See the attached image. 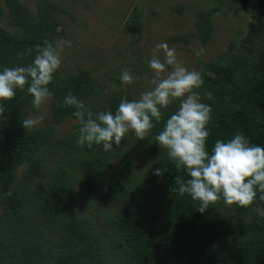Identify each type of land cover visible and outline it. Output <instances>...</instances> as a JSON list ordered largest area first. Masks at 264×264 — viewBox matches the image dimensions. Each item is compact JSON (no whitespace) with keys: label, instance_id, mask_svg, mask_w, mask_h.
Instances as JSON below:
<instances>
[{"label":"trees","instance_id":"1","mask_svg":"<svg viewBox=\"0 0 264 264\" xmlns=\"http://www.w3.org/2000/svg\"><path fill=\"white\" fill-rule=\"evenodd\" d=\"M4 3L0 71L31 63L35 52L30 49L45 39L59 41L64 33V11L53 0H39L35 10L20 0ZM220 7L195 13L202 44L211 39L210 17ZM7 17L10 28L1 24ZM127 23L136 42L142 33L136 6ZM250 33L254 42H231L200 71L203 85L195 91L212 109L209 151L216 139L237 133L264 147V29ZM173 37L186 43L190 36ZM120 80L118 74L110 77L114 92L103 107L93 108L90 102L105 93V86L86 68L66 74L59 68L48 85L54 98L50 121L30 130L22 126L32 104L27 85L11 101H0L5 108L0 115V264H264V216L254 211L261 202L243 208L221 199L201 213L198 201L172 191L176 176L188 177L154 139L163 121L143 140L126 133L108 152L102 145H77L80 124L64 97L71 92L94 114L115 112L122 99ZM178 105L175 101L164 110V120ZM66 119L75 123L57 132ZM138 160L146 162L143 169ZM158 168L161 176L155 174ZM103 194L106 205L100 202Z\"/></svg>","mask_w":264,"mask_h":264},{"label":"clouds","instance_id":"2","mask_svg":"<svg viewBox=\"0 0 264 264\" xmlns=\"http://www.w3.org/2000/svg\"><path fill=\"white\" fill-rule=\"evenodd\" d=\"M70 41H50L37 44L31 63L4 67L0 71V101H11L16 90H25L32 97V105L40 109L52 96L48 85L62 63V52ZM162 51V58L160 53ZM23 55V54H20ZM152 76H133L124 70L121 82L131 84L143 78L150 87L138 98L121 99L115 112L101 110L95 114L86 108L81 99L69 92L63 103L75 109L79 121L78 146H103L105 152L120 146L125 134L132 132L136 138L149 137L155 123L163 127L154 136L177 169H183L187 179L175 177L176 191L188 194L199 202L198 211L205 212L211 204L221 199L227 205L248 208L259 200L264 204V147L250 143L242 133L229 139H216L211 151L207 148L210 132L207 125L212 119L211 106L201 102L196 89L203 85L201 73L189 70L177 60L176 49L159 43L148 61ZM179 101L177 109L164 120V110ZM5 108L0 105V115ZM43 116L25 118L22 126L30 130L41 122ZM161 176L163 170L156 169ZM257 204L254 211L264 216V207Z\"/></svg>","mask_w":264,"mask_h":264},{"label":"rangeland","instance_id":"3","mask_svg":"<svg viewBox=\"0 0 264 264\" xmlns=\"http://www.w3.org/2000/svg\"><path fill=\"white\" fill-rule=\"evenodd\" d=\"M35 10L39 0H20ZM64 12L61 13L64 33L59 41L68 40L62 52L60 69L63 74L73 73L77 68L90 70L99 86L103 85L105 93L100 94L89 104L90 107H103L107 96L115 88L110 77L121 76L128 70L134 77L145 75L151 78L152 70L148 61L153 55L155 46L167 43L176 49L177 60L189 70L201 71L205 63L217 58L220 51L231 42L240 39L251 41L247 36L252 30L259 34L264 29V0H53ZM220 9L210 17L213 24L211 36L206 44L199 41L194 28L195 13L199 9L218 7ZM0 5L6 12L4 0ZM137 7L141 12L142 33L136 42L131 41L127 21ZM8 17L1 21L7 28ZM180 35L190 36L188 42L171 39ZM253 46H250L252 48ZM162 58V51L160 53ZM122 99L127 93L130 99L148 89L150 84L143 78L131 84L120 80ZM107 91V92H106ZM54 98L44 101L40 109L32 104L26 111V117L43 116L39 125L50 121L51 107ZM75 123L66 119L57 126V132H67ZM117 159L115 160V162ZM146 165L138 160V169ZM24 166L19 168V173ZM100 202L106 205L109 200L105 194ZM99 203V202H98ZM84 208L81 207L80 210ZM1 212V208H0Z\"/></svg>","mask_w":264,"mask_h":264}]
</instances>
